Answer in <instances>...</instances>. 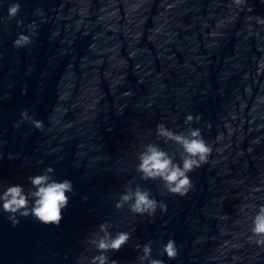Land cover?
Returning <instances> with one entry per match:
<instances>
[{
  "label": "clouds",
  "instance_id": "clouds-1",
  "mask_svg": "<svg viewBox=\"0 0 264 264\" xmlns=\"http://www.w3.org/2000/svg\"><path fill=\"white\" fill-rule=\"evenodd\" d=\"M49 3L50 0H38L27 11L24 0H0V36L11 38L12 50L4 76L6 83L0 87V104L11 97V90L16 87L12 78L23 63L21 50L30 57L41 47L39 36L44 25H49L48 41L56 47L39 73L37 95L44 91L50 70L72 52L77 34L80 38L91 36L88 52L101 58H81V67L92 71L75 102L65 83L73 68L72 63H67L64 73L57 77L55 100L46 118L37 115L35 105L18 110L10 125L13 133L21 141L33 131L39 132L40 137L31 155L7 153V159L20 160L19 167L26 171L20 181L0 180V216L12 227L21 218L58 227L71 197L77 195L73 181L61 177L56 170L65 158L62 153L71 145L74 168L83 166L85 173L109 171L127 178L111 194L112 214L79 237V250L65 252V261L122 264L114 253L127 245L135 256L123 264H184L181 257L185 249H190L188 264H264V13L255 11L257 4L264 6V0H59L54 7L46 8ZM201 3L206 5L204 15L198 7ZM66 5L72 6L66 11ZM190 13L192 23L184 24L183 19ZM197 25L205 51L199 53L201 45L195 35H185L184 40L191 45L188 50L197 54L191 57L194 64L185 60L178 65L171 48L165 46L175 44L177 51L183 50L177 39L179 32L188 33ZM97 26L103 31L93 33ZM233 36L237 40L234 54L225 58L228 69L215 78L217 87L213 89L209 83L213 55ZM102 37L107 47L100 49L97 42ZM161 37L163 42L157 43ZM145 40L163 49L157 53L161 61L159 72L151 50L143 46ZM125 43L126 56L121 51ZM5 56L6 49L0 50V62ZM105 63L108 67L103 80L108 84L107 92L99 72V66ZM176 68L187 72L180 77L182 83L169 79V70ZM130 70L135 73V83L128 80ZM33 71V61L24 63V77ZM236 76L239 84L224 105L226 114L219 116L223 130L216 124L215 134L206 135V131L213 130L214 122L195 111V104L204 103L210 94L224 97L230 80ZM140 86L146 89L144 94ZM27 92V85H22L20 94ZM78 107L81 111L76 120L64 119ZM129 108L144 119L128 121L134 139L113 160L104 152L100 125L111 133L110 113L121 116ZM146 120H154V125L145 126ZM75 125L80 127L69 133ZM7 132V128L0 130V159L5 158ZM84 136L87 142L81 139ZM51 157L54 159L46 163ZM250 163L256 169L255 177L249 173ZM229 164L239 168L235 175ZM201 169L216 170L215 175L207 177V191L213 193L211 204L215 211H205L206 204L187 218L191 240L178 242L167 231L175 215L170 214L167 201L170 197L198 199L204 188H197L199 180L193 178V173ZM219 176L229 179L218 186ZM80 199L86 203L89 197L82 195ZM226 201L235 202L231 213L224 211ZM201 214L207 224L201 223ZM145 220L148 224L159 220L162 230L139 239L135 235L137 225ZM213 222L215 233L210 227ZM217 240L215 248L200 255L203 246ZM57 256L52 254L53 259Z\"/></svg>",
  "mask_w": 264,
  "mask_h": 264
}]
</instances>
